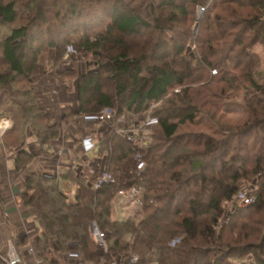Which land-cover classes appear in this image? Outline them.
Wrapping results in <instances>:
<instances>
[{
	"label": "trees",
	"instance_id": "16d2710c",
	"mask_svg": "<svg viewBox=\"0 0 264 264\" xmlns=\"http://www.w3.org/2000/svg\"><path fill=\"white\" fill-rule=\"evenodd\" d=\"M136 2L141 4V0H0V31L10 29L0 38L5 66V70L0 67V108L7 102L4 114L16 120L13 131L0 137V164L5 159L1 139L15 134L4 145L21 150L29 129L43 155L61 136L59 125L47 124L33 90L11 91L17 79L30 83L47 49L55 50L57 61L68 45L100 57L97 69L78 78V113L96 115L104 109L115 113L98 141L96 155L105 157V171L117 184L96 189L100 173L78 176L72 169L56 176L39 171L26 179L23 203L38 225L33 235L41 259L51 253L63 259L79 251L86 264L109 262L123 254L137 256L136 264H201L214 246L233 240L228 231L240 229L236 218H241V209H235L229 223L221 225L220 218L224 204L238 194L241 179L250 174L260 177L258 203L248 210L263 204L264 84L256 78L260 57L252 48L264 43V0H162L157 6L147 0L156 11L151 17L138 10ZM158 6L173 12H157ZM188 6L193 7V16ZM199 6L205 11L193 34L183 22L191 16L196 22ZM18 21L21 25L13 27ZM155 32L159 37L150 49L136 50L134 41ZM188 45L194 47V57L186 55ZM115 49L117 54H111ZM175 59L184 63V69ZM212 71L216 75L211 76ZM105 80L115 84V92L106 90ZM241 83L248 89L249 118L243 126L225 127L221 139L190 134L184 142L176 141L179 127L195 122L201 113L195 98L213 105L212 98L240 89ZM195 84L203 87L193 89ZM175 90L173 98H167ZM15 94L25 101L18 103ZM14 105L19 108L14 110ZM150 108H154L155 126L151 143L138 151L145 162L140 172L137 151L117 133L115 120L125 111L141 114ZM33 159L30 151H19L14 158L16 171ZM247 162L252 164L249 171ZM64 182L78 189L73 197L68 193L74 189L65 190ZM130 186L143 189V216L138 221L115 222L113 202L119 190ZM92 224L103 233L107 253L99 249ZM254 233L252 237L259 239L261 232ZM176 238L180 242L172 247ZM220 252L226 251L220 247ZM254 262L264 264L262 257Z\"/></svg>",
	"mask_w": 264,
	"mask_h": 264
},
{
	"label": "rangeland",
	"instance_id": "374dc122",
	"mask_svg": "<svg viewBox=\"0 0 264 264\" xmlns=\"http://www.w3.org/2000/svg\"><path fill=\"white\" fill-rule=\"evenodd\" d=\"M147 0H141V4L136 2L134 4L138 10L142 11L144 15H149V17L155 15L156 12L154 6H149ZM151 1V0H150ZM156 0H152L155 2ZM162 0H157L156 6ZM203 8L201 6L198 7V11L196 15V22L192 21L193 16V7H189V11L192 12V16L186 20L184 18V24L186 27L190 28L193 34H197L199 23L203 16L204 12H200V9ZM205 9V8H204ZM242 11L246 12L247 8H242ZM153 11H155L153 13ZM169 13L172 11L169 7H159L157 12ZM205 11V10H204ZM173 12V11H172ZM152 14V15H151ZM166 15V14H165ZM102 27H105V24L108 23L106 20ZM22 21H18L13 27H17L21 25ZM182 27V26H181ZM182 27V28H183ZM103 28H98L97 30H101ZM181 29V28H180ZM179 31V30H178ZM0 38L4 37L5 35L10 34V29L5 28L0 31ZM92 33V32H91ZM156 33V32H155ZM159 32H157L154 36L141 38L140 41H134V47L136 50L142 49L147 47L148 49L151 48V44H154V41L158 39ZM172 35V34H171ZM164 39L166 36L162 35ZM146 40V41H145ZM149 40V41H148ZM128 41V40H126ZM133 42V41H131ZM130 42V43H131ZM128 43V42H127ZM150 43V44H148ZM190 44V43H189ZM252 50L257 53L260 57V64L259 67L255 71L256 78L259 83L264 84V43H259L253 46ZM110 51V50H109ZM194 47L187 46L186 55L194 57ZM143 52V50L141 51ZM113 55L117 54V49L113 50ZM151 54V53H148ZM55 50L47 49L45 52L42 53L39 59V68L37 73L32 76L30 79V83L17 79L15 83L11 86V91L13 93H18L19 91H25L26 89H31L34 91L36 95V100L41 109L45 112L47 116V124L54 125L57 124L60 127L61 136L60 138L52 141L49 145V153L45 151V154L41 155L40 153V146L33 136V134L27 129V137H26V144L21 149H30L29 143L33 141L37 143V148L35 152L34 159L32 163H37V161L41 160V158H46L48 160H52L56 162V166L61 164V153H59V146L58 143H68L71 141L73 144L74 155L71 164H69L66 168H60L59 172L70 170L72 169L78 176L83 175L87 172H94L92 171V165H96L97 161L104 159V156L96 155V148L98 145V141L102 135H104L110 127V120L115 116V113L110 109H104L101 111L100 114L96 115H83L78 113V96H77V82L78 78L84 75L87 71H93L97 69L98 66L101 64L100 57L96 56L95 54H89L85 52L78 51L73 46L68 45L65 48V54L63 58L59 61L55 58ZM140 53L138 54V56ZM1 56V55H0ZM172 58H170L171 60ZM180 69H184V63H181L179 59H175ZM196 65V62L194 63ZM0 67L2 70H5V66L3 65L0 57ZM216 71L210 72V75H216ZM104 77H107L106 74H103ZM106 90L115 92L116 86L110 80H105ZM192 87V86H191ZM203 87L200 84L193 85V89H197ZM240 89H233L229 91L226 95H217L216 98H212L213 105H209L207 102L204 104L203 102H199L197 98L194 99V104L198 106V110L201 113L197 116L195 122L187 123L179 127L177 131V137L179 138L178 142H184V137L190 134H205L208 137L221 139L226 134V129L236 128L243 126L249 118L248 115V107L246 105L245 95L247 93V86L243 83L240 85ZM177 90H181V88H177ZM182 91V90H181ZM176 92H170L167 98H173V94ZM248 94V93H247ZM16 101L23 102L25 101L23 98L15 94ZM197 96V95H196ZM198 97V96H197ZM206 100V99H205ZM6 102V99H5ZM15 102V103H17ZM7 103V102H6ZM5 103V104H6ZM199 103V104H198ZM2 105L0 108V121L4 119H9V125L11 128L6 129L5 131L0 130V137L3 134H9L13 131L16 120L13 118L12 115L4 114V110L8 105ZM15 106V105H14ZM11 107V104H10ZM19 107L16 105L15 109ZM154 108H150L148 111L143 112L141 114H134L130 111H125L122 116L117 118L115 123L118 126L117 133L119 134L120 130L124 129H135L136 131H142L145 135L144 142L142 143V147H145L149 143H151V136L152 130L155 126L154 118L152 117V112ZM78 113V114H77ZM66 115L69 118H66ZM103 117V118H102ZM102 118V119H101ZM79 122V123H78ZM1 124V122H0ZM5 125V124H4ZM226 127V129H225ZM226 130V131H225ZM15 134L9 136V138L1 139V147H3V151L6 156L16 157V155L21 151L18 149L19 147H14L13 145H4L6 141H12ZM11 139V140H10ZM70 143V142H69ZM82 143L83 148L87 150L86 153L83 154H76L80 152L79 146ZM69 148V147H68ZM46 149V148H45ZM198 151L202 150V147L197 148ZM29 151V150H28ZM38 154V155H37ZM38 156V157H36ZM31 163V164H32ZM29 164L27 167H24L18 174L23 175L22 173H26V169L31 165ZM247 164V165H246ZM246 169L249 171L252 169L251 163H246ZM99 169V167H96ZM101 169V166H100ZM34 170V169H33ZM39 171H45L43 168L38 165L35 168V173ZM46 173V172H44ZM57 173V174H58ZM49 174V173H46ZM56 174V175H57ZM53 175V174H49ZM22 179V178H21ZM26 181V179H25ZM24 181V182H25ZM262 180L260 177L254 176L252 174L248 175L247 177L241 179L239 182V190L236 197L233 201L229 203H225L223 206V215L220 218V224L229 223L232 214L236 208L241 209V218H236L240 229L238 230H231L228 231L229 239L227 245L223 246H214L213 252L206 256L205 258H201V264H255V258L262 257L264 260V192H263V199L262 205H259L258 208H254L253 210H248V207L257 202V194L261 192ZM63 187L65 190H71L73 184H67L66 182L63 183ZM73 189H76L75 187ZM72 189V190H73ZM26 192V189H25ZM11 206L16 205L17 201L13 197L12 201H10ZM258 203V202H257ZM1 207H5L4 203L1 202ZM21 208L18 209L20 211L21 222L17 227V232L20 236L23 237L26 241L25 244L29 242L33 247H35V236L33 233L36 231L38 225L34 221L32 215L30 216L32 219V223H27L23 220V212L21 211L28 210L23 203V197L21 202ZM142 209L141 207L134 201H131L123 196H117L113 202V215L112 220L115 222H125L128 219H133L134 221H138L142 218ZM94 224L91 225V233L95 234L94 232ZM241 227L243 229L240 233ZM30 228H33L30 230ZM260 231L261 236L259 239L253 238L254 232ZM39 234L41 230H38ZM217 231H220L217 228ZM227 235V236H228ZM249 235V237H246ZM251 235V236H250ZM220 247L225 249V254L222 255L220 252ZM222 251V250H221ZM223 252V251H222ZM75 258L71 254L69 257L66 255L63 259L59 258L55 254L51 253V255L47 256L45 260L50 261L51 258L54 259V262L57 264H68V263H77V264H86L85 260L83 259L81 253L76 251ZM71 255V256H70ZM230 257L228 258V256ZM113 259V258H112ZM197 259V258H196ZM33 261L30 263L32 264ZM68 262V263H67ZM91 264V263H87ZM93 264V263H92Z\"/></svg>",
	"mask_w": 264,
	"mask_h": 264
},
{
	"label": "crops",
	"instance_id": "0c3cea01",
	"mask_svg": "<svg viewBox=\"0 0 264 264\" xmlns=\"http://www.w3.org/2000/svg\"><path fill=\"white\" fill-rule=\"evenodd\" d=\"M0 127L2 125L8 126L7 129L11 128V125H9V119H4L0 121ZM79 123V122H78ZM70 142V143H69ZM68 143L62 144L58 143L60 150L59 153H61V164L56 166V162L52 160H48L46 158H41V160L37 161V163H32L27 169L26 173L18 174L15 165H14V157L6 156V158L2 161L0 164V198L1 202L4 203L5 207H1L0 204V253H6L8 250V242L11 241L13 244L16 245V247L22 252V254L26 253V244L23 237L18 234L17 227L21 222L20 217V211L18 209L21 208V202L22 197L25 195V179L30 177L32 174H35V168L40 165L44 172L53 174L56 176V174L59 172L60 168H66L69 164L72 163L74 159H72L74 155L73 144L71 141ZM30 149H28L34 156L35 150L37 148V143L30 141L29 143ZM69 147V148H68ZM80 152L76 153L83 154L87 152L85 148H83L82 143L79 146ZM38 155V154H37ZM75 156V155H74ZM38 157V156H36ZM34 169V170H33ZM22 178V179H21ZM78 192V189H74L73 192L76 194ZM13 197L17 201L16 205L11 206V202ZM23 212V220H25L27 223H32L31 219V213L29 210L21 211ZM33 228H30L32 230ZM36 239V238H35ZM35 239L33 240L35 242ZM32 261V260H28ZM1 264V262H0Z\"/></svg>",
	"mask_w": 264,
	"mask_h": 264
},
{
	"label": "built area",
	"instance_id": "2783aa9c",
	"mask_svg": "<svg viewBox=\"0 0 264 264\" xmlns=\"http://www.w3.org/2000/svg\"><path fill=\"white\" fill-rule=\"evenodd\" d=\"M204 8L200 9V12H204ZM103 118V117H102ZM101 118V119H102ZM8 128L6 125H2L0 127L1 131H5ZM119 134L122 135L126 141L133 147L134 150L137 151L135 155V161L138 171H142L145 167V162L142 159L139 149L142 148V143L144 142L145 135L142 131H136L135 129H124L120 130ZM101 166V169H100ZM96 167H99L96 168ZM92 171L100 173V177L98 178L97 182L95 183L94 187L99 189L104 184H117L116 179L105 171V159H101L97 161L96 165H92ZM143 193V189L137 186H130L127 190L122 189L119 190L118 195L126 197L127 199L136 202L140 207L143 206V201L141 195ZM69 196L73 197L74 193H68ZM93 237L99 247L104 253H107V246L105 243V238L102 232L99 231L98 227L94 226ZM180 242L179 238H176L172 241L171 246L174 247ZM8 250L6 253H0V262L1 264H31L28 260H32V264H57L54 262V259L51 258L50 261L45 259H41L38 256L37 250L35 247L31 245L29 242L26 244V253L22 254V252L13 244L11 241L7 243ZM71 254L75 258V254ZM70 255V256H71ZM69 257V255H67ZM70 258V257H69ZM138 262L137 256H131L127 254L115 256L111 261L106 262L105 260H101L97 264H136ZM68 263V262H67ZM68 264H75V263H68ZM77 264V263H76Z\"/></svg>",
	"mask_w": 264,
	"mask_h": 264
}]
</instances>
